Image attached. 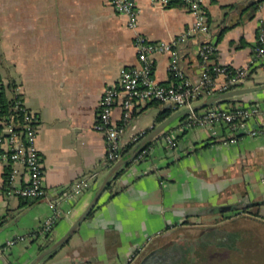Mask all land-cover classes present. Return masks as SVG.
<instances>
[{"label":"crops","instance_id":"crops-1","mask_svg":"<svg viewBox=\"0 0 264 264\" xmlns=\"http://www.w3.org/2000/svg\"><path fill=\"white\" fill-rule=\"evenodd\" d=\"M133 1L138 8L136 29L127 25L126 15L109 0H0L4 95L9 100L13 87L19 85L23 103L39 118L36 145L48 195L97 172L96 182L76 199L60 200L49 238L25 237L7 246L8 239L35 230L52 210L45 198L7 195L10 166L0 162V264H28L41 246L61 236L107 172L106 136L94 128V122L104 89L117 82L120 68L138 63L135 34L167 41L190 29L193 14L181 0L166 6L152 0ZM201 3L217 61L248 66L245 86L264 82V55L252 59L258 27L264 20V0L253 15L251 0ZM198 39L191 31L177 45L180 66L193 79L200 67ZM152 60L158 82H175L168 52H157ZM244 98L262 100L264 89ZM147 103L134 105L131 122L121 136L123 148L134 133L148 132L158 123L155 116L161 106ZM121 114L117 102L113 120L120 122ZM178 139V145L169 149L159 136L140 160L122 167L76 231L38 264H139L141 255L155 249L159 239L170 243L169 234L179 227L208 231L235 224L245 228L249 219L263 224L264 136L245 135L223 142L207 128L195 126ZM24 180L20 172L16 184ZM254 229L246 230L264 239V231L260 234L261 229Z\"/></svg>","mask_w":264,"mask_h":264},{"label":"built area","instance_id":"built-area-1","mask_svg":"<svg viewBox=\"0 0 264 264\" xmlns=\"http://www.w3.org/2000/svg\"><path fill=\"white\" fill-rule=\"evenodd\" d=\"M166 6L176 0H152ZM193 14L190 29L183 31L170 40L153 41L141 33L134 36V47L138 63L120 68L115 84L108 85L100 98L99 110L94 128L101 130L106 136V159L113 163L122 155L121 136L131 122L135 104L158 101L171 105L174 110L191 106L201 98L221 91L244 86L249 74V67L234 63H221L216 59V45L209 33L207 17L201 0H181ZM115 10L127 17V25L136 29L138 25V8L133 0H109ZM199 35L197 52L200 67L197 78L188 77L180 66L179 42L185 40L190 32ZM157 52L170 54L169 70L178 78L176 82L161 83L153 75L152 56ZM264 55V20L258 27L256 44L252 59ZM4 85L0 77V106L4 95ZM20 86L13 87L8 111L0 114V162L8 164L7 195L19 196L27 200L45 198L51 213L39 226L15 238L7 240L12 245L17 239L30 237L49 238L53 226L59 216L58 204L63 199H76L97 180V172L82 176L54 196H49L44 186V169L41 153L36 145L37 124L39 118L22 101ZM120 102L122 114L120 122L112 118V111ZM202 126L210 135L223 142H234L240 136H264V99L249 100L238 96L236 102H216L200 109H190L181 117L180 122L166 129L161 137L169 149L179 143V135L186 130ZM143 132L134 133L129 141L134 144ZM147 148L142 149L139 157H143ZM22 166V171L19 166ZM20 172L25 180L16 184Z\"/></svg>","mask_w":264,"mask_h":264},{"label":"rangeland","instance_id":"rangeland-1","mask_svg":"<svg viewBox=\"0 0 264 264\" xmlns=\"http://www.w3.org/2000/svg\"><path fill=\"white\" fill-rule=\"evenodd\" d=\"M149 109L154 110L155 107L150 106ZM243 226L250 230L261 229L258 230L260 234L264 231V222L261 224L254 219H249ZM240 227L242 225L223 224L215 231L194 227L173 230L169 234L172 236L171 242L179 244L185 250L192 248L184 260L175 264H264V239L252 236L251 231ZM168 244L159 239L153 247L164 248Z\"/></svg>","mask_w":264,"mask_h":264},{"label":"water","instance_id":"water-1","mask_svg":"<svg viewBox=\"0 0 264 264\" xmlns=\"http://www.w3.org/2000/svg\"><path fill=\"white\" fill-rule=\"evenodd\" d=\"M264 89V82L250 85V86H240L236 88H231L229 90L221 91L215 94H211L205 96L192 104L191 106H184L172 111L168 116H166L160 122L154 124L151 129L142 136L137 142H135L128 152L122 153V155L116 159L107 169V172L104 174L101 181H99L91 199L83 209V211L78 215V217L71 223L69 228L58 238L53 240L50 244H48L45 248L40 250L30 261L28 264H38L44 257L50 255L59 247H61L69 237L76 231L80 223L89 215V213L96 207L98 201L107 188L108 184H110L112 178L116 175V173L124 166L128 164L133 158L142 150L145 146H147L151 141L159 138L161 134L170 127L171 123L174 122L177 118L182 117L186 114L190 109H200L209 104L222 102L228 98H237L238 96H246L250 93H253L257 90Z\"/></svg>","mask_w":264,"mask_h":264},{"label":"flooded vegetation","instance_id":"flooded-vegetation-1","mask_svg":"<svg viewBox=\"0 0 264 264\" xmlns=\"http://www.w3.org/2000/svg\"><path fill=\"white\" fill-rule=\"evenodd\" d=\"M191 249L192 248L188 247L185 250L181 248L179 244L171 242L164 248H155L144 253L137 262H140L139 264H175L178 261L184 260V258L192 251ZM131 260L132 257L129 256L127 261L130 262Z\"/></svg>","mask_w":264,"mask_h":264},{"label":"trees","instance_id":"trees-1","mask_svg":"<svg viewBox=\"0 0 264 264\" xmlns=\"http://www.w3.org/2000/svg\"><path fill=\"white\" fill-rule=\"evenodd\" d=\"M262 0H251V7H252V13L250 14V15H253V13L255 12V10L257 9V6H258V4L261 2ZM248 76H249V74H248ZM248 76H247V78H248ZM178 80V78H176V80H175V82ZM232 100V98H228V99H226V100H223L222 102H229V101H231ZM150 104H153V105H156V106H161V109L158 111V113L156 114V116H155V121H157V122H159V121H161V120H163L166 116H168L173 110H174V108L172 107V106H170L169 104H167V103H160V102H158V101H151V102H148L147 103V105H150ZM8 106H9V101L6 99V96L5 95H3L2 96V98H1V106H0V114H5L7 111H8ZM147 133V131L145 130L143 133H142V135L140 136V138L142 137V136H144L145 134ZM154 142V140L153 141H151L147 146H145L144 148L146 149L147 147H149L152 143ZM132 145V143H129L125 148H123V150H122V153H125L127 150H128V148L130 147ZM140 160L141 159V157H139L138 155L135 157V158H133V160ZM112 161H109V160H107L106 159V164H105V166L106 167H109L112 163H111ZM131 162H128V164H127V166L130 164ZM123 171V169L121 168L117 173H116V175L113 177V179L114 178H116L121 172ZM113 181V180H112ZM110 186H111V183L110 184H108V186H107V188H110ZM92 212V211H91ZM90 212V213H91ZM47 246V245H46ZM45 245L44 246H41V248L40 249H43L44 247H46Z\"/></svg>","mask_w":264,"mask_h":264}]
</instances>
